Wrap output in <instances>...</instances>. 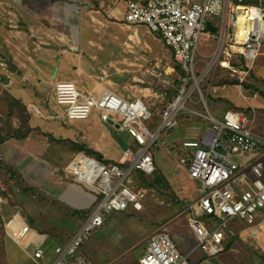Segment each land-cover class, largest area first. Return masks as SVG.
I'll return each mask as SVG.
<instances>
[{
  "label": "built area",
  "instance_id": "obj_1",
  "mask_svg": "<svg viewBox=\"0 0 264 264\" xmlns=\"http://www.w3.org/2000/svg\"><path fill=\"white\" fill-rule=\"evenodd\" d=\"M105 5L125 4L124 21L129 25L143 24L157 34L172 51L177 78L175 96L157 114L161 121L150 127L148 122L156 114L141 98H125L104 89L100 95L81 91L74 81L55 82L56 101L66 106L70 121L83 120L97 111L99 119L113 121L117 130L129 136L131 142L124 147L116 162L109 164L88 156H77L66 168L77 182L97 194L91 211L65 244L54 248L51 264H92L78 253L89 234L106 223L112 212L145 208L152 188L140 186L137 175L155 172L154 147L161 135L179 125V115L195 92L198 102L207 107L201 82L205 77L196 73V52L200 37L207 24L218 18L219 41L212 58V68L217 64L229 69L235 59L243 58L251 68L264 41V6L242 4L236 0H101ZM241 1V0H238ZM236 48V49H235ZM244 78L246 71H239ZM193 115L211 123L205 136L187 138L179 143L183 154L180 165L187 166L191 178L197 180L202 194L190 204L188 225L198 241V247L211 256L224 251V241L232 236L229 221L241 220L254 238L264 239V135L253 132L254 115L228 110L224 120L217 119L208 109L206 114L192 110ZM154 124V123H152ZM136 143L132 149L131 143ZM251 157L238 163L233 156ZM253 158V160H252ZM247 169V171H244ZM207 218L210 221L204 220ZM8 225V224H7ZM43 259L45 251L36 245L30 255ZM139 264H190L188 255L180 250L169 229L161 227L149 238Z\"/></svg>",
  "mask_w": 264,
  "mask_h": 264
},
{
  "label": "crops",
  "instance_id": "obj_2",
  "mask_svg": "<svg viewBox=\"0 0 264 264\" xmlns=\"http://www.w3.org/2000/svg\"><path fill=\"white\" fill-rule=\"evenodd\" d=\"M134 1L147 2V0ZM14 2L15 9L13 11L15 14H12V16H15L16 25L21 24L24 29L15 32L14 42L16 41V43L12 42L15 48L7 49L4 55L0 56V64L6 67V73L3 72L1 75L5 91L21 103V122L19 121L17 129L22 127L21 123L26 119V133L23 134L21 131L22 134L18 136L25 138V143H31L32 145L29 149L26 145L17 142V150L14 156L17 162L24 166V169H19L22 175L23 170L32 169L37 175L43 174L48 179L47 182L44 179L40 180V186H36L43 190L42 192L47 189L45 195L50 199L59 196L67 201L70 204L67 205L74 214L73 220L80 221V224L78 223V227L71 235L67 234L64 241L61 238H58L57 241L58 235L53 239L44 233H39L32 223L29 224L27 217L21 214L19 208L20 212L19 210L16 211L17 213L8 223L6 229L15 241L12 240L11 242L19 248L32 253L28 248L33 246L34 249L36 245H40L44 249L45 255H47V253H52V250H50L52 246L55 248L58 244L67 243L80 228L85 220L86 213L83 216V213H79V211L83 207L92 208L91 205L88 206L86 203L87 199H90L92 203L94 202L95 193L89 190L88 187L79 184L73 175L62 173L56 165H53L51 160L57 158L51 159L47 155L44 156L43 149L45 148L43 147L45 145L42 144L41 136L44 135L47 141L51 139V141L58 140L56 142H59L61 140L60 142L63 144L64 140L70 145L68 147L63 146L64 149L58 151L60 154L62 152L68 153L70 150L74 151V156L67 166L77 156L92 157L104 164L116 162L121 156L125 147L123 145L126 142V136H120L121 132L113 125L114 120L119 121L117 116L113 117V120L104 122L99 119L98 112L93 111L87 119L70 121L66 115L65 106L56 101L55 82L58 80L74 81L77 87L85 93L100 95L104 89H107L125 98H141L146 104L153 98L166 100L172 92H175L173 81L169 77L174 73L176 74V71L174 64H172L174 60L172 51L157 34L149 31L143 24L129 25L125 23L126 7L124 2L110 6L103 4L101 0H14ZM236 2L239 3L238 0ZM7 5L10 6L8 3H5V5L1 3L0 8L5 9ZM41 5L47 9L50 8L52 18L49 19L45 13L42 16L43 14L38 10ZM74 10L76 13H73ZM55 23L64 24L65 29L58 37L59 40L51 35L55 34L54 31L48 32L53 44L44 40L39 41V39L35 41L25 32L29 28L44 30L45 25L52 26ZM41 44H47V46L42 47ZM229 66L228 63L225 67L229 68ZM244 71L247 73L243 79L238 80V83L223 84L222 86L214 85L212 89L214 93H212H216V97L220 100L224 98L229 103L231 108L228 110H239L255 117L259 110H263L259 106L264 104V97L259 92H252L245 88L243 84L250 80L251 73L258 79L260 84H264V50L259 53L253 66L249 69L247 67ZM4 77H7L6 81ZM228 86L237 89L243 103L236 102L232 98V94L226 91ZM223 90L225 94L218 96L217 92ZM243 110H246V112ZM164 134L168 135L167 132L162 135ZM122 138L124 141H121ZM167 144H177L181 152L178 160L180 170H177V173H179V176L187 174L188 181L185 186L181 185L180 188L186 197H190L185 202L189 218L190 204L199 198L195 193L196 190H199L195 187L198 182L190 177L187 166L180 165L179 161L183 151L177 140H171L169 143L161 140L158 148L165 147ZM51 146L52 144H47L48 149ZM38 148L41 149L38 150ZM49 154L54 155L56 153L52 150L49 151ZM254 155L251 154L246 159L248 160ZM182 169L184 173H181ZM58 170L61 173V175L58 174L59 177L56 175ZM136 179L141 180L139 174ZM189 179L194 183L192 184ZM33 182L35 181L33 180ZM88 195H90V198ZM0 216L3 219L7 217L4 214ZM0 227L2 229V226ZM238 231L236 234L232 229L233 235L231 237L239 238L246 235L252 237L246 224ZM22 232H30V243L25 242L26 236L17 238L21 236ZM170 234L183 252L179 234L177 232H170ZM4 239L10 241L7 235ZM255 239L259 242L261 240L258 245L261 247L259 257L262 260L261 263L258 262L257 264H264V239ZM50 240L53 244L50 243ZM228 247H231V245ZM248 248L252 252L255 249L259 250L258 246L254 249L251 246ZM230 249L234 250L235 247ZM199 264L208 263L206 260H201Z\"/></svg>",
  "mask_w": 264,
  "mask_h": 264
},
{
  "label": "rangeland",
  "instance_id": "obj_3",
  "mask_svg": "<svg viewBox=\"0 0 264 264\" xmlns=\"http://www.w3.org/2000/svg\"><path fill=\"white\" fill-rule=\"evenodd\" d=\"M1 3L4 5L8 3L10 6H5V9L0 8V56L4 55L7 49L10 50L11 48H15L12 43L16 38L15 32L24 29L21 24L16 25L15 16H12V14H15L13 11V9H15L14 0H0V4ZM253 3L256 2L254 1ZM38 10L42 14L45 13L48 15L49 19L52 18V16H50V8L47 9L45 6L41 5ZM42 16H44V14ZM5 17L7 18L5 19ZM218 21L219 19L215 18L214 23H212L216 28L215 30H217L216 32L212 30L213 32L209 31L201 35L198 51L196 52V60H198L196 63V73L198 76L205 77L200 87L205 96L207 107L202 102H198L199 93L195 92L190 100L185 103V108L179 115L178 128L174 129L171 135H162L154 147V149L157 147V149L154 150V157L156 159V165L159 168L158 171L164 176L167 185L160 188L161 191L154 189V191L148 195L145 208L142 211L135 212L133 209H128L127 211L112 212L108 215L106 223L103 226L93 230L89 234L88 239L79 249L78 253L88 261H91L92 264H138V258L143 255L150 236L156 229L158 230L161 227L168 228L171 233L177 232V234H179L183 253L188 255L190 264H199L201 260H206L208 264L261 263L260 261L262 259L259 257L261 247L258 245L261 240L259 242V240L253 237L250 238V236L247 235L239 237L240 239L231 237V235L228 236L224 241V247H226V249L214 256L209 255L198 247L196 235L187 222V204L185 202L189 200L190 197H186L185 193L182 192L180 188L181 185H186L185 183L188 181L187 174L185 173V175L179 176V173H177V170H180L178 168V160L181 153L179 147L177 144H167L165 147L158 148L161 140H165L167 143L171 142V140H177L178 143H181L183 140L187 139V137L193 136L201 139L205 136L211 123L202 117L191 114L190 112L192 110L206 114L208 109L217 119L224 120L225 113L230 108L229 103L224 98L220 100V98L216 97V93L213 94V86H222L223 84L229 85L227 80H239L243 76L239 71H243L247 67L244 64L243 58H240L241 61L239 63L235 61V59L231 61V66L239 70L237 72L229 68H223L218 64L212 68L213 54L217 49L219 41ZM64 27V24L55 23L52 26L45 25L44 30L29 28V30L25 32L35 41L39 39V41L44 40L52 43V38L49 36L48 32L54 31L55 34L51 35H53L56 40H59L58 37H60L61 33L64 31ZM26 29L28 28L26 27ZM14 43H16V41ZM45 45L47 46V44H41L42 47ZM263 50L264 41L260 52ZM172 64L177 68L178 65L174 60ZM3 67L5 69H2ZM10 68H12V66H10ZM5 70L6 67L0 64V138H4V141L0 143V215L4 214L8 217L3 219L0 216V226H2V229H0V264H51L55 258V254H52L54 253V246L50 249L52 253H47L43 259L35 260L30 256L31 252L25 251L11 242L13 238L6 229L7 224L17 213L16 211L19 210L20 212L21 209V214L27 217L29 224L32 223L39 233H44L53 239L58 235L57 241L58 238L64 241V239L67 238V234L71 235L72 232L75 231L80 221L73 220L72 217H74V214L71 212V208L68 206L70 204H68L67 201L61 199L59 196L50 199L45 195L47 189L42 192L43 190H40L36 186H40L39 181L42 179L47 182L48 179L45 178L43 174L37 175L34 170L25 169L22 171V175L19 170L24 169V166L19 164L14 156L17 150L16 143H22L29 149H31L32 145L31 143H25V138H20L18 136L22 134L20 133L21 131L26 133V119L21 123L22 127L17 129V126L21 122V103L13 100L10 93L5 91V85L1 75ZM169 78L175 85L177 74L174 73ZM226 91L232 94V98L236 100V102L243 103L242 97H240L235 87L228 86ZM217 94L218 96H223L225 92L224 90L218 91ZM174 96L175 93L166 100L153 98L146 102V104L156 112L152 120L148 122L150 127L160 123L161 118L157 113L162 110L167 101ZM259 108L263 110H259L258 113L255 114V127L253 128V132L264 135V104L259 106ZM243 111L246 112V110ZM113 133L115 134L114 131ZM41 137L43 141L42 144L45 145L43 147L45 148L43 149L44 156L47 155V157L51 159L57 158L56 160H51L53 165H56L62 173H67L65 167L74 156V151L70 150L68 153L62 152L61 154L58 151L59 149H64L63 146L68 147L70 145L64 140L62 144L60 142L61 140H59V142H56L58 140L55 142L53 140L51 141V139L47 141L44 135ZM125 140L126 142L125 144L123 143V146L130 143L131 138L126 136ZM47 144H52V146L48 149ZM131 147L135 150L137 144L133 142L131 143ZM40 149L41 148H38V150ZM48 150L50 152L54 150L56 154L51 155ZM93 153L95 154V152ZM233 158L238 162H245L247 160L243 156H233ZM13 169L19 172V177ZM59 170L56 171L57 177H59L58 174L61 175ZM244 171H247V169H244ZM181 173H184L183 169ZM33 180L35 182H33ZM189 181L191 180L189 179ZM191 182L192 184L194 183L193 181ZM137 183L140 185L141 180H137ZM79 184L82 186L84 185L82 183ZM195 187L198 189L200 185L196 184ZM190 189L192 190L191 185ZM89 190L92 189L89 188ZM195 193L197 197L202 195L199 190H196ZM88 196L90 198V195ZM94 197L97 198V194H94ZM87 200L86 205H91L92 207V201H90V199ZM85 209L86 215L84 216L85 213L83 212ZM88 209L83 207L79 211V213H83L84 219H86L91 210L90 208ZM12 213L13 215H11ZM203 219L210 221L207 218ZM228 224L229 228L233 229L236 234L244 225L239 219L229 221ZM29 227L32 228L31 225H29ZM6 235L10 241L4 239ZM30 237L31 235L29 232V235H26L25 242L30 243ZM50 243L53 244L51 240ZM228 244H230L231 247L227 248ZM250 246L253 249L258 246L259 250L255 249V251L252 252L248 248ZM234 247V250L230 249ZM28 249L32 251L33 246H30ZM191 251L192 253H190Z\"/></svg>",
  "mask_w": 264,
  "mask_h": 264
},
{
  "label": "trees",
  "instance_id": "obj_4",
  "mask_svg": "<svg viewBox=\"0 0 264 264\" xmlns=\"http://www.w3.org/2000/svg\"><path fill=\"white\" fill-rule=\"evenodd\" d=\"M254 1L256 3H253ZM239 3H241V4H261L264 6V0H241V1H239ZM215 29L216 28L213 26V24L211 22L207 24V30L208 31H211V32L215 31L216 32L217 30H215ZM177 69H179L178 66H177ZM249 77H250V80L248 82H246L245 84H243L245 86V88L251 90L252 92H259V94H261L264 97V89H263L264 84L263 83L260 84L258 79L252 73L250 74ZM224 83H226V82H224ZM227 83L228 84H236V83H238V80H236V79L227 80ZM174 93L175 92H172L173 95H174ZM13 100L17 101L16 99H13ZM167 133H168V135H171L172 131L167 132ZM23 134H25V133H23ZM20 138H23V137H20ZM3 141H4V138H0V143H2ZM154 159H155V157H154ZM155 163H156V159H155ZM156 168L157 169L155 170V172L151 175L146 176L142 173H139V176L141 178L140 186H144V187H148V188L152 187L153 189H155L157 191H161L160 188L165 187L167 185V181L164 179V176L162 175V173L158 171L159 168L157 167V165H156ZM15 172H16V175L19 177L20 176L19 172H17V171H15ZM83 213H86V210ZM229 245L230 244H228V246Z\"/></svg>",
  "mask_w": 264,
  "mask_h": 264
},
{
  "label": "bare ground",
  "instance_id": "obj_5",
  "mask_svg": "<svg viewBox=\"0 0 264 264\" xmlns=\"http://www.w3.org/2000/svg\"><path fill=\"white\" fill-rule=\"evenodd\" d=\"M242 5V4H240ZM73 13H76L75 10L73 11ZM236 49V48H235ZM227 66L228 65V62L227 61H224L223 62V66ZM231 108V107H230ZM233 108V107H232ZM234 110V109H233ZM239 111V110H238ZM147 176V175H146ZM152 188V187H151ZM163 223V222H162ZM157 230V229H156ZM20 235V234H19ZM26 235H29V232H22L21 236L17 237V238H23V236H26Z\"/></svg>",
  "mask_w": 264,
  "mask_h": 264
},
{
  "label": "water",
  "instance_id": "obj_6",
  "mask_svg": "<svg viewBox=\"0 0 264 264\" xmlns=\"http://www.w3.org/2000/svg\"><path fill=\"white\" fill-rule=\"evenodd\" d=\"M4 79H5V81H6V80H7V77H4ZM120 136H122V137H123V136H124V134H123V133H120ZM121 141H124V140H123V138L121 139Z\"/></svg>",
  "mask_w": 264,
  "mask_h": 264
}]
</instances>
